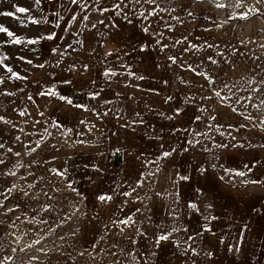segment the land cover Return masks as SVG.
I'll use <instances>...</instances> for the list:
<instances>
[{
  "label": "rangeland",
  "instance_id": "374dc122",
  "mask_svg": "<svg viewBox=\"0 0 264 264\" xmlns=\"http://www.w3.org/2000/svg\"><path fill=\"white\" fill-rule=\"evenodd\" d=\"M217 2L229 7L218 8L214 0H121L116 11L150 41L147 52L156 63L157 90H162L155 110L163 129L152 142L157 157L165 147L175 149L174 158L188 152L217 161L235 150L264 147V4L245 0L238 8L237 0ZM14 5L30 11L15 13ZM253 7L259 11L251 12ZM6 11L14 16L0 15V25L23 40L39 39L41 23L28 19L40 20L35 0H0V12ZM7 41L0 33V65L7 63L26 79L0 69L5 81L0 83V190L7 196L0 197L6 206L0 208V252H10L20 239L23 246L34 247L39 264H53L58 257L60 264H136L137 258L144 263L146 251L138 253L132 222L78 218L68 228L72 220L67 216L85 210V204L68 202L71 188L57 175L72 140L41 118L43 96L38 93L48 76L34 65L43 63L38 57L42 44ZM98 205L90 204L89 210L117 211L110 208L116 204Z\"/></svg>",
  "mask_w": 264,
  "mask_h": 264
},
{
  "label": "crops",
  "instance_id": "0c3cea01",
  "mask_svg": "<svg viewBox=\"0 0 264 264\" xmlns=\"http://www.w3.org/2000/svg\"><path fill=\"white\" fill-rule=\"evenodd\" d=\"M120 1L78 0L72 4L70 0H41L36 4L41 20L39 37L57 34L54 40L39 41L42 45L38 57L48 76L44 90L52 87L58 95L92 109H76L55 96L42 98L41 118L72 140L67 158L61 160L59 172L63 175L59 180L71 188L68 202L85 204V210H74L73 216H67L72 220L68 228L73 229L78 218H116L118 224L131 218L136 233H144L137 234L138 253L146 251L147 258L144 263L137 258L136 264H264V183L243 182L264 181V147L235 150L217 161L188 152L176 158L172 154L157 168V149L152 142L157 130L163 129L158 124L162 116L155 110L162 90H157L156 63L147 52L151 50L150 41L135 23L117 15ZM72 16L77 19L72 21ZM66 21L71 22L70 26ZM105 71L116 75L105 77ZM64 79L72 83L65 84ZM95 93L99 95L92 99L90 94ZM81 119L85 123L81 124ZM78 140L83 143H75ZM171 150L164 147L160 151ZM221 165L248 175L225 176ZM180 175L189 180L180 181ZM124 192L131 195L124 196ZM100 195L113 199L101 202L97 199ZM92 203L100 208L116 204L110 208L117 211L92 212ZM189 203H195L197 210L190 209ZM205 216L216 217L208 222L212 231L203 230ZM173 227L180 230L172 234V241L193 237L188 241L191 247L187 253L182 251L188 246L183 243L179 247L169 241L155 243L158 235ZM229 247L234 250L229 251ZM192 248L196 249L195 255ZM10 250L0 252L4 264H39L37 257L34 259V247L23 246L20 239ZM53 264H60V257Z\"/></svg>",
  "mask_w": 264,
  "mask_h": 264
},
{
  "label": "snow or ice",
  "instance_id": "6c2138e0",
  "mask_svg": "<svg viewBox=\"0 0 264 264\" xmlns=\"http://www.w3.org/2000/svg\"><path fill=\"white\" fill-rule=\"evenodd\" d=\"M70 2L72 4H77L78 3V0H70ZM137 2H139V0H137ZM148 2L149 3H154V0H148ZM214 2L216 3V7H218V8H225L226 9V8L229 7L228 3H225V2H217V0H214ZM40 3H41V0H35V4L39 5ZM257 3L258 4H264V0H257ZM244 5H245V0H237L236 7L243 8ZM13 7L15 8V13L27 14L30 11V9L25 8V7H18V6H15V5ZM119 7L120 6L117 5V8H119ZM250 11L251 12H258L259 10L253 7V8H250ZM0 15L12 17V16H14V13L11 12V11H6V12H0ZM244 18H246V17H244ZM28 19H29V21L32 24H35V25H38V24L41 23V20L34 19L31 16H29ZM60 19H63V17H60ZM76 19H77L76 16H72L71 17V20L72 21H74ZM84 19H88V17L85 16ZM43 22L44 23H47L48 21L45 20ZM66 23L69 24V26H70V23L71 22L70 21H66ZM99 23H103V21H99ZM56 26L57 27H60V24H59L58 21L56 23ZM93 27H95V24L93 25ZM62 30L63 31H68V28H63ZM145 31H148V29L146 28ZM0 33H5L9 37V41H7V42L12 43V44L26 43L28 45H34V44L39 43L40 40H49V41H51V40H54L55 38H57V34L55 32H50L46 36L45 35L40 36L39 39H27V40H23L21 37L16 36L12 31H10L7 27H4L3 25H0ZM68 47L71 48L72 45L69 44ZM53 51H57V49H53ZM105 55L110 56V55H112V53H106ZM20 59L21 60H24V57H20ZM169 59H171V57ZM4 60L7 61L8 60V57H4ZM25 62L27 64H29V65H32L33 64V62L31 60H26ZM212 62L215 63V61H212ZM34 66L35 67H38V68H41V69H43L45 67V65L43 63L38 64V65H34ZM0 69L5 70L6 72L10 73L11 78H15V79H18V80H20V79H26V77L20 76L12 67H9L7 65V63H5L3 65H0ZM104 75H105V77H109V76H115L116 73L114 71H105L104 72ZM129 75H134V74L133 73H129ZM135 78L136 79H143V77H141V76H135ZM4 82L5 81H4L3 77H0V83H4ZM63 83L70 84V83H72V81L67 80V79H64ZM12 94L13 93H8V95H12ZM38 94L39 95H42V96H48V97H54L55 96L60 101L66 102L68 105H70V106H72V107H74L76 109H84V110L89 111V112L92 111V109L90 107H88L87 105L76 104V103H74V101L72 99H70V98H68V97H66L64 95H58L55 91H53V88L52 87H49V88H47L44 91H40ZM216 94L219 95V93H216ZM97 95H99V93L90 94V96H91L92 99H95ZM31 98L32 97H29V99H31ZM171 99H172L171 97H168L167 98V100H171ZM167 100H166V102H167ZM103 115L107 116L108 113L105 112ZM177 115H179V112H177ZM166 118L167 119H172L171 116L166 117ZM0 119H2V117H0ZM197 120H199V117H197ZM5 123H8V121H5ZM80 123L83 124V123H85V121L83 119H81L80 120ZM56 127L59 128L60 126L59 125H56ZM71 131H73V130H71V129H68L67 130V132H71ZM17 139H19V137H17ZM75 143H83V141H79L78 140V141H75ZM37 144L39 145V141L37 142ZM0 147H3V145L0 144ZM217 147L218 148L219 147H225L226 148V147H228V145H217ZM32 151H35V149H32ZM117 151H119V149H117ZM174 151H175V149H172L171 151H163L161 153V155L158 156L157 159L154 161V163H156V165H157V168H159V162H160V160L161 159H164V158H167V157H170L172 155V152H174ZM16 155H19V153H16ZM3 163H4V161L2 159H0V164H3ZM246 167H248V166H246ZM221 168L223 169V171L225 173V176H230V175H233L234 174L235 176H238V177H247V175H248V173L245 172V171L233 172L232 169L225 168L223 165H221ZM51 170L54 171V172L56 171V169H51ZM200 171L203 173L205 170L203 168H201ZM248 172H251V168L250 167H248ZM9 174L14 175V173H9ZM151 174L152 173H149V175H151ZM57 175H63V173L57 172ZM225 176H222L221 179H225ZM178 179L180 181H187V180H189V177L186 176V175H180L178 177ZM173 182L176 183L175 180ZM243 182L244 183H248V184L264 183V181L252 180V179H245ZM137 186H140L139 183L137 184ZM13 187H15V185ZM7 191L9 193H11L12 192V189L9 188V189H7ZM73 191H75V189H73ZM133 191H135V188H133ZM25 195H27V193H25ZM77 195H79V193H77ZM123 195L124 196H130L131 193L124 192ZM0 197H4V199H7V196H4V191L3 190H0ZM97 199L99 201H101V202H107V201H111L113 199V196L100 195V196L97 197ZM3 207H6V206L4 205L3 200H0V208H3ZM188 207L190 209H192L193 211L197 210V205L195 203H189L188 204ZM8 211H12V209L9 208ZM137 211H139V209H137ZM204 219H205L206 223L203 225V230L206 231V232L212 231V229L209 228V226H208V222H210L211 220H215L216 217H214V216H205ZM126 222L127 223H130L131 222V218H129L128 221H126ZM157 227L158 228H162V226H160V225H158ZM179 230H180L179 228L173 227L171 229V231L167 232L166 234H163L162 233V234L158 235L157 238H156V240H155V243L157 245H160L161 242L169 241V242L176 243L178 247L181 245V243H183L185 245H188V241H191L193 239V237L191 235H189L187 237V239L184 240V241H182V242L179 241V240H177V241H172L171 240L172 234L174 232L179 231ZM137 234L138 235H144V233H137ZM241 235H243V233ZM221 242H223V241H221ZM36 243H39V241H37ZM190 247H191V245H188L187 247H183L182 248V251L185 252V253H187L189 251V248ZM228 250L229 251H233L234 249L232 247H229ZM13 251H15V249H13ZM191 251H192V253L194 255L196 254V249L195 248H192ZM235 251L239 252L240 251L239 247H236L235 248ZM207 255L211 256V253H208ZM8 259L10 260L11 257H8ZM0 264H4V262L3 261H0Z\"/></svg>",
  "mask_w": 264,
  "mask_h": 264
}]
</instances>
